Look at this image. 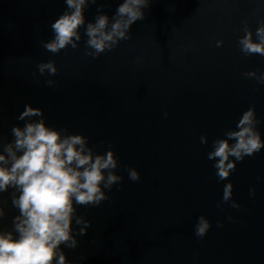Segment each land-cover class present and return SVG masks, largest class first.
I'll return each mask as SVG.
<instances>
[{"label":"water","instance_id":"obj_1","mask_svg":"<svg viewBox=\"0 0 264 264\" xmlns=\"http://www.w3.org/2000/svg\"><path fill=\"white\" fill-rule=\"evenodd\" d=\"M122 2L90 4L86 23L101 6L111 19ZM66 8L64 0H0V136L13 139L11 128L24 126L17 117L30 104L49 127L83 134L97 153L109 146L116 153L123 180L105 189L108 199L74 202L90 226L76 236L77 248L61 246L68 261L264 264V149L238 161L226 180L208 159L213 141L235 130L249 107L264 139V83L244 75L264 74V56H246L238 43L245 25L256 40L264 0H152L131 39L96 59L86 55L84 28L77 49L53 54L42 46ZM50 60L57 73L41 75L37 65ZM127 168L140 180H130ZM229 182L239 208L222 202ZM11 191L0 193L7 201L0 226L8 230L19 214ZM201 215L211 224L203 238L195 235ZM72 226L74 234L81 227Z\"/></svg>","mask_w":264,"mask_h":264},{"label":"clouds","instance_id":"obj_2","mask_svg":"<svg viewBox=\"0 0 264 264\" xmlns=\"http://www.w3.org/2000/svg\"><path fill=\"white\" fill-rule=\"evenodd\" d=\"M67 8L51 25L53 39L42 42V46L53 54L68 48L77 49L82 39L80 29L84 28L86 55L96 59L100 54L113 50L122 40L131 39V26L145 19V9L152 0H123L115 14L109 18L102 6L97 8L94 22H87L85 9L97 0H64ZM245 35L238 43L246 56H264V22L253 32L245 25ZM223 41H217L220 47ZM41 75L57 73L55 61L37 65ZM264 83V74L256 71L244 73ZM48 86L54 81L48 80ZM167 115V114H165ZM36 117L38 119H33ZM25 121L24 126H13V139L5 142L0 136V193L11 189V204L18 210L12 219V229L0 226V264H72L68 261L62 245L75 249L77 235H85L90 221L77 215L74 206H98L108 199L105 189L119 184L123 177L116 170L120 167L114 150L103 154L89 147L83 134H69L67 129L49 127L39 107L25 105L17 117ZM255 107L244 111L235 130L224 132L225 138L213 141L208 159L219 180H226L236 169L238 161L251 157L264 149V139L258 130ZM231 142V143H230ZM207 144V137H201ZM129 179L139 181L135 168H127ZM255 194V189L251 190ZM233 184L224 186L222 202H231L233 208L240 205L232 200ZM0 200V221L7 215ZM231 219V217H229ZM73 220L81 227L74 234ZM222 226V225H219ZM211 227L210 221L201 215L195 225V235L203 238Z\"/></svg>","mask_w":264,"mask_h":264}]
</instances>
